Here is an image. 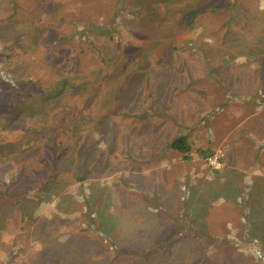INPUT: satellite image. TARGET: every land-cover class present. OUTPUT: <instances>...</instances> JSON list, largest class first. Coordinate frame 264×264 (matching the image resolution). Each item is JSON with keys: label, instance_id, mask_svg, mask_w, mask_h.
Here are the masks:
<instances>
[{"label": "rangeland", "instance_id": "obj_1", "mask_svg": "<svg viewBox=\"0 0 264 264\" xmlns=\"http://www.w3.org/2000/svg\"><path fill=\"white\" fill-rule=\"evenodd\" d=\"M228 96H264V0H0V264H264Z\"/></svg>", "mask_w": 264, "mask_h": 264}, {"label": "crops", "instance_id": "obj_2", "mask_svg": "<svg viewBox=\"0 0 264 264\" xmlns=\"http://www.w3.org/2000/svg\"><path fill=\"white\" fill-rule=\"evenodd\" d=\"M235 97L241 98L237 100ZM231 98V102H246L244 105H246L248 112L245 108V112L241 114V118H243L247 124L251 123L249 125L251 127V146L255 147V144H257L258 147L262 148L264 145V96H228L229 100ZM263 148L262 150H264Z\"/></svg>", "mask_w": 264, "mask_h": 264}, {"label": "trees", "instance_id": "obj_3", "mask_svg": "<svg viewBox=\"0 0 264 264\" xmlns=\"http://www.w3.org/2000/svg\"><path fill=\"white\" fill-rule=\"evenodd\" d=\"M169 147L178 150L186 158L190 159L192 145L188 142L186 135L182 134L176 137L174 140L171 141Z\"/></svg>", "mask_w": 264, "mask_h": 264}, {"label": "built area", "instance_id": "obj_4", "mask_svg": "<svg viewBox=\"0 0 264 264\" xmlns=\"http://www.w3.org/2000/svg\"><path fill=\"white\" fill-rule=\"evenodd\" d=\"M223 156L224 153L222 152V150H218L212 154H210L206 159H207V163L216 170H219L220 168L223 167L224 162H223Z\"/></svg>", "mask_w": 264, "mask_h": 264}]
</instances>
